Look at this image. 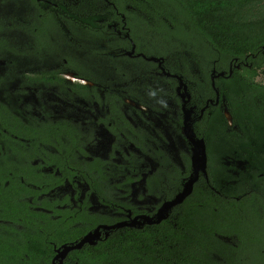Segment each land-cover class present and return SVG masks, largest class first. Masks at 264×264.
Here are the masks:
<instances>
[{"label": "flooded vegetation", "instance_id": "flooded-vegetation-1", "mask_svg": "<svg viewBox=\"0 0 264 264\" xmlns=\"http://www.w3.org/2000/svg\"><path fill=\"white\" fill-rule=\"evenodd\" d=\"M63 1L82 18L98 20L114 39L130 37L127 18L138 12L130 1L123 12L114 0H88L89 11L79 12ZM25 6L15 11L0 3V23L32 27L49 15L62 22L55 8L50 13L39 4ZM56 30L67 34L62 23ZM17 31L18 43L31 42L28 51H35L32 35ZM59 31L49 32L50 47H42L40 57H18L10 65L0 59V239L16 248L38 240L51 250L49 264H78L88 247L116 232H145L152 240L169 226L174 231L185 202L198 199L199 189L219 192L210 185L207 136L241 130L240 117H233L216 84L243 79V67L250 65L245 57L220 70L214 61L196 65L191 59L186 66H167L163 57L135 53L133 45L124 55L134 62L122 67L102 46L71 55L52 52L66 49ZM139 59L145 69L136 66ZM48 72L55 80H31ZM200 139L205 174L195 172L192 161ZM243 164L236 161L228 172L237 176ZM186 187L190 192L172 204ZM98 228L94 244L77 247ZM220 238L234 245L230 237ZM65 246L70 249L61 256Z\"/></svg>", "mask_w": 264, "mask_h": 264}, {"label": "trees", "instance_id": "trees-1", "mask_svg": "<svg viewBox=\"0 0 264 264\" xmlns=\"http://www.w3.org/2000/svg\"><path fill=\"white\" fill-rule=\"evenodd\" d=\"M114 1L121 12L126 11L129 1L137 7L138 12L127 18L128 39H114L112 31L101 28L98 20L82 18L63 0H0L15 11L21 4H39L48 12L49 7L55 8L67 30L66 35L56 30L60 23L46 11V21L32 27L0 23V59L10 65L18 57H40L41 48L50 47L49 32L54 31L65 39L66 49L49 48L52 52L71 55L102 46L122 67L134 62L124 55L133 45L135 53L163 57L167 66H186L191 59L196 65L214 61L220 70L226 69L230 59L246 57L244 61L250 67H243V79H235L240 87L235 80L216 84L233 117H240L237 125L241 133L207 136L210 185L219 192L207 185L199 189L198 199L185 202L186 214L174 231L169 226L166 233L161 231L163 236L157 234L152 240L145 232H116L101 245L88 247L78 264H264V213L260 211L264 210V180L260 183V174L264 177V84L255 82L257 76L264 75V0ZM18 29L24 31L21 37L32 35L36 52L28 51L31 42L18 43ZM135 63L146 67L141 59ZM74 65L75 60L68 59V66L76 69ZM54 77V72H48L36 74L31 80L50 82ZM226 157H230L231 167L224 165ZM236 161L244 164L237 167L239 174L234 176L228 170L236 169ZM220 237H230L234 245ZM50 253V248L38 240L16 248L0 239V264H49Z\"/></svg>", "mask_w": 264, "mask_h": 264}, {"label": "water", "instance_id": "water-1", "mask_svg": "<svg viewBox=\"0 0 264 264\" xmlns=\"http://www.w3.org/2000/svg\"><path fill=\"white\" fill-rule=\"evenodd\" d=\"M194 146H195V149L193 150V156H192L194 171L196 172L197 169H199L201 172H203L205 174V169H206V152H205V145H204L203 139L196 140V142L194 143ZM187 187L183 190L182 193H180L176 197V199L172 202V204L180 203L184 199V197L191 190L190 188L187 189ZM104 228H108V227H104ZM111 228H113V227H111ZM99 234L100 233H99V228H98L94 232H91L90 234L86 235L84 237V239L82 240V242L78 243L77 247L81 246L84 242L89 243V244H94L93 239L96 236H98ZM106 235H107V233H106ZM69 249H70V247H66L65 246L64 249L61 251V256H64V254ZM57 258H58V255L54 259H57Z\"/></svg>", "mask_w": 264, "mask_h": 264}, {"label": "rangeland", "instance_id": "rangeland-1", "mask_svg": "<svg viewBox=\"0 0 264 264\" xmlns=\"http://www.w3.org/2000/svg\"><path fill=\"white\" fill-rule=\"evenodd\" d=\"M65 1L77 12L82 10L89 11L90 5L88 3V0H65ZM257 81L264 84V75H259ZM47 96L50 97V94H48Z\"/></svg>", "mask_w": 264, "mask_h": 264}]
</instances>
